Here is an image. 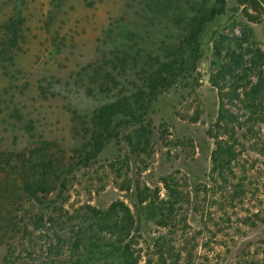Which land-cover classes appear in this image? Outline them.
I'll list each match as a JSON object with an SVG mask.
<instances>
[{
	"label": "rangeland",
	"instance_id": "1",
	"mask_svg": "<svg viewBox=\"0 0 264 264\" xmlns=\"http://www.w3.org/2000/svg\"><path fill=\"white\" fill-rule=\"evenodd\" d=\"M216 1L0 0V152L42 148L65 165L64 186L47 199L69 211L128 206L137 264H264V235L250 237L264 227V89L256 102L225 99L235 118L220 129L211 82L232 53H264V0ZM212 7L216 14L197 28L194 18ZM154 59L176 61L172 84L143 114L116 116V136L83 162L93 112L133 102ZM248 59L220 81L225 91L255 84ZM17 178L0 172V182ZM17 188L5 196L21 199ZM23 205L0 213L24 221L48 212ZM31 241L43 260L42 240ZM4 253L0 246V264Z\"/></svg>",
	"mask_w": 264,
	"mask_h": 264
},
{
	"label": "trees",
	"instance_id": "2",
	"mask_svg": "<svg viewBox=\"0 0 264 264\" xmlns=\"http://www.w3.org/2000/svg\"><path fill=\"white\" fill-rule=\"evenodd\" d=\"M222 1L216 2L219 4ZM216 12L214 7L201 11L194 18V25L199 28ZM244 55L249 56L248 70L254 73L255 84L249 90L243 87L242 93H238V86L225 91L227 87L220 85V81L227 77L234 79ZM229 59L211 80L219 94L215 126L220 129H226L228 122L235 118L226 107L225 99L230 102L244 101L239 96L242 94L250 102H256V98L264 89V73L260 69L264 53L261 50L248 48L241 55L232 53ZM175 64L174 59L168 61L154 59L153 69L144 79L145 90H138L133 102L117 99L99 106L93 112L88 139L80 150L79 158L83 159V162L94 159L105 143L116 136L114 125L116 116L126 113L133 118L143 114L147 103L172 84L171 76ZM222 154L220 151L215 153L214 158L218 165L222 164L224 159ZM64 168L65 165L60 166L59 162L49 157L47 151L42 148L32 149L22 155L13 153L5 155L0 152V172L9 169L17 173L18 177L10 183L0 182V206L24 207L23 204L29 202L36 206L46 204L48 210L47 213H28L24 221L9 212L5 215L0 213V246L5 247L1 264H21L24 256L31 260V264H137V258L131 249L136 233L135 219L123 202H113L106 209L86 204L69 211L58 201L47 199L53 190L64 186L62 182L60 183V173ZM6 185L18 187L15 192L22 195L21 199L6 197L9 190ZM146 200L145 195L139 198L141 203ZM32 238L42 240L43 246L46 247V254L41 261L38 257L34 258L36 251L32 245ZM161 248L157 243L159 255L162 256Z\"/></svg>",
	"mask_w": 264,
	"mask_h": 264
},
{
	"label": "water",
	"instance_id": "3",
	"mask_svg": "<svg viewBox=\"0 0 264 264\" xmlns=\"http://www.w3.org/2000/svg\"><path fill=\"white\" fill-rule=\"evenodd\" d=\"M261 235H264V227L261 228L260 230L256 231L255 233H253L252 235H250V237H253V236H261ZM249 237V238H250Z\"/></svg>",
	"mask_w": 264,
	"mask_h": 264
}]
</instances>
